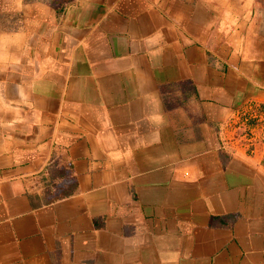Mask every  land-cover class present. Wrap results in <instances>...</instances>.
<instances>
[{"label": "crops", "instance_id": "obj_1", "mask_svg": "<svg viewBox=\"0 0 264 264\" xmlns=\"http://www.w3.org/2000/svg\"><path fill=\"white\" fill-rule=\"evenodd\" d=\"M0 264H264L258 7L0 0Z\"/></svg>", "mask_w": 264, "mask_h": 264}, {"label": "rangeland", "instance_id": "obj_2", "mask_svg": "<svg viewBox=\"0 0 264 264\" xmlns=\"http://www.w3.org/2000/svg\"><path fill=\"white\" fill-rule=\"evenodd\" d=\"M248 1L251 2L253 6L258 7V11H260V14L263 13V18H264V0H248ZM259 7L263 9L262 12L261 10H259Z\"/></svg>", "mask_w": 264, "mask_h": 264}]
</instances>
